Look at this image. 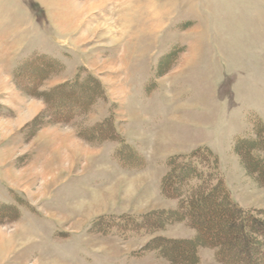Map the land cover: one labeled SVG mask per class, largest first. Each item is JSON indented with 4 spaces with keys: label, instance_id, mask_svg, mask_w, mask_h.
<instances>
[{
    "label": "rangeland",
    "instance_id": "obj_1",
    "mask_svg": "<svg viewBox=\"0 0 264 264\" xmlns=\"http://www.w3.org/2000/svg\"><path fill=\"white\" fill-rule=\"evenodd\" d=\"M263 124L264 0H0V264H226L168 240L170 162L211 151L264 224Z\"/></svg>",
    "mask_w": 264,
    "mask_h": 264
},
{
    "label": "trees",
    "instance_id": "obj_2",
    "mask_svg": "<svg viewBox=\"0 0 264 264\" xmlns=\"http://www.w3.org/2000/svg\"><path fill=\"white\" fill-rule=\"evenodd\" d=\"M91 79L95 81L94 77ZM64 102L66 101H58L59 110L66 111L69 107H79V105L76 107L68 103L66 105ZM261 127L254 139H245L240 142L243 145V154L251 158H246L247 162L256 164L259 168L253 173L257 177L264 178V124ZM253 144H260L261 147ZM210 153L211 151L207 149H196L191 155L184 156L185 158L177 155L172 158L171 162L169 161L170 170L175 174L168 176L171 177L168 189L170 194L177 197L181 203L173 213L190 224L196 235L193 238L168 240L173 243L187 244L186 247L189 244L191 246L192 243L195 246L211 247L216 252V259L226 264H264V224L255 215V211L240 206L232 199L230 190L217 177L216 169L212 166L215 160L201 159L200 156ZM213 177H215V182H213ZM205 198L211 199L203 203ZM210 218L213 222L207 220ZM231 246H239L240 249L232 253L229 249ZM182 250L185 251L186 261L192 256L195 259L193 264L197 263V255L193 247Z\"/></svg>",
    "mask_w": 264,
    "mask_h": 264
}]
</instances>
